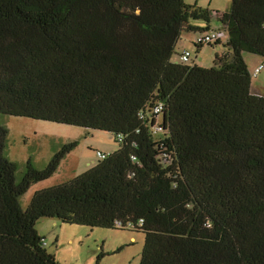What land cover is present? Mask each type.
Segmentation results:
<instances>
[{
	"label": "trees",
	"instance_id": "trees-1",
	"mask_svg": "<svg viewBox=\"0 0 264 264\" xmlns=\"http://www.w3.org/2000/svg\"><path fill=\"white\" fill-rule=\"evenodd\" d=\"M216 15L227 40L193 42L196 55L225 48L205 67L179 61L184 32L213 30L185 0H0V114L109 132L119 146L23 210L78 143L42 170L30 158L18 181L0 123V264H58L35 228L45 217L142 232L139 264H264V96L244 60L264 58V0Z\"/></svg>",
	"mask_w": 264,
	"mask_h": 264
},
{
	"label": "rangeland",
	"instance_id": "rangeland-1",
	"mask_svg": "<svg viewBox=\"0 0 264 264\" xmlns=\"http://www.w3.org/2000/svg\"><path fill=\"white\" fill-rule=\"evenodd\" d=\"M231 0H185V3L210 11L211 26L221 27L216 15L229 11ZM204 26V23L202 24ZM197 33L184 32L177 43V51H190L192 61L199 66H213L217 54L225 51L223 45H204L198 55L193 42ZM251 75L258 64L264 65L261 56L244 54ZM178 62V58H173ZM253 95L264 96V68L257 77H252ZM0 123L8 130L5 145V157L18 165L16 179L19 181L26 169L27 160H33L36 170H42L51 161L55 152L64 144L76 141L78 144L60 162L53 176L32 184L21 198V208L28 207L36 191L66 183L74 177L81 176L99 160L97 152L109 154L119 146L114 135L109 132L87 130L65 124L38 121L20 116L0 114ZM36 230L44 236L47 250L58 264H139L144 247L145 234L133 229L109 230L93 229L78 225H63L58 219L48 217L36 222ZM134 238V239H133Z\"/></svg>",
	"mask_w": 264,
	"mask_h": 264
},
{
	"label": "built area",
	"instance_id": "built-area-1",
	"mask_svg": "<svg viewBox=\"0 0 264 264\" xmlns=\"http://www.w3.org/2000/svg\"><path fill=\"white\" fill-rule=\"evenodd\" d=\"M227 40V34L220 28L214 29L208 32H201L196 35V40L194 43L198 44H212L218 41L225 42ZM192 54L188 50H184L180 57L179 61L182 63H188L191 60ZM264 68L263 64H260L259 66L255 67L254 72L252 74L253 77H255L257 74L260 73V71ZM161 128H155V132H160ZM97 156L99 159L105 158L106 154H103L101 152H97Z\"/></svg>",
	"mask_w": 264,
	"mask_h": 264
},
{
	"label": "crops",
	"instance_id": "crops-1",
	"mask_svg": "<svg viewBox=\"0 0 264 264\" xmlns=\"http://www.w3.org/2000/svg\"><path fill=\"white\" fill-rule=\"evenodd\" d=\"M212 28V27H211ZM192 62H194V61H192ZM246 62V61H245ZM195 63V62H194ZM109 153H111V152H109ZM134 239V238H133Z\"/></svg>",
	"mask_w": 264,
	"mask_h": 264
}]
</instances>
